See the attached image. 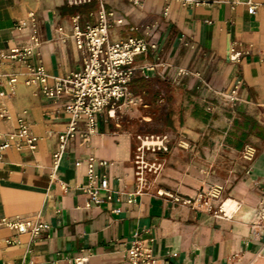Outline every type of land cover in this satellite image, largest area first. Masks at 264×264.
Returning <instances> with one entry per match:
<instances>
[{
  "label": "crops",
  "instance_id": "obj_1",
  "mask_svg": "<svg viewBox=\"0 0 264 264\" xmlns=\"http://www.w3.org/2000/svg\"><path fill=\"white\" fill-rule=\"evenodd\" d=\"M101 1L114 13L111 42L157 43V53L138 56L135 65L152 64L156 55L160 65L137 71L125 101L133 103L114 118L104 111L87 141L69 140L58 168L54 156L69 122L68 98L48 100L24 83L23 64L6 66L20 74L12 93L0 86V107L11 114L0 120V144L21 117L37 142L34 149L13 144L0 160V264H74L80 255L89 256L88 264H129L126 248L134 237L159 264H264V228L252 224L264 201V0H257L255 15L228 0H203L197 7L165 0H93L79 7L65 0H0V51L30 45L34 14L41 46L30 63L44 67L53 87L56 78L82 68L71 18L95 23ZM114 29L119 40H112ZM233 52L241 53L238 62L229 60ZM180 69L192 76H179ZM238 79L231 102L224 94ZM221 100L223 113L216 106ZM141 133H166L172 141L159 155L160 172L148 174L149 187L138 194L133 150ZM247 146L256 150L252 161L243 157ZM91 158L96 173L106 175L107 189L100 205L87 206ZM77 161L84 164L77 167ZM207 183L225 187L221 218L167 196L195 198ZM17 216H37L50 230L33 238L1 224Z\"/></svg>",
  "mask_w": 264,
  "mask_h": 264
},
{
  "label": "built area",
  "instance_id": "obj_2",
  "mask_svg": "<svg viewBox=\"0 0 264 264\" xmlns=\"http://www.w3.org/2000/svg\"><path fill=\"white\" fill-rule=\"evenodd\" d=\"M134 5H140L144 0H129ZM176 2L184 7H197L204 3L203 0H165ZM93 0H65L69 7H79L92 3ZM232 8L245 5L250 15H255L261 6L257 0H228ZM114 13L107 12L102 1L95 23L82 24L78 16L71 18V37L74 39L82 56V68L78 72L71 73L65 78H56L53 87L47 85V73L44 67L38 64H31L33 56L41 46L38 36V28L34 14H29L32 22V35L30 45L27 47L12 48L8 51H0V86H6L12 93L18 83L19 72L15 69H7V65L20 63L25 66L26 75L24 83L27 86H37L41 93L48 100H59L62 97L68 98L66 113L68 115V126L66 131L59 136V151L54 156L55 168H58L60 161L66 151L69 140L80 138L87 141L98 132V120L104 111L107 110L110 118L115 117L116 110L121 109L125 104H132V100L126 101L130 96V85L136 76L137 71L143 74L154 72L160 65V57L155 56V62L136 67L138 56H147L149 53H157L158 44L148 42L141 38H130L125 41L113 43L110 40V19ZM149 29V28H148ZM61 34L63 29L58 28ZM61 41L67 42V37L61 35ZM232 52V51H231ZM241 53H232L229 56L231 62H238ZM179 76L187 75L189 72L180 69ZM242 84L238 79L233 91L224 94L231 102L236 101V92ZM141 101V100H140ZM9 110L0 107V120H10ZM17 129L8 135V138L0 144V160L5 151L15 144L18 147L34 149L37 138L30 131V126L24 118H18ZM134 163L135 177L138 183V194L149 187L147 175L160 172L163 162L159 155L168 153L171 137L164 134H137L134 136ZM184 147L183 142H181ZM256 150L247 146L244 149L243 157L252 161ZM83 161H77L76 166L80 167ZM104 161L99 162L105 166ZM89 185L85 189L89 196L87 206L100 205L102 197L100 192L107 189V177L105 174H97L93 158L86 162ZM65 188V186H63ZM225 187L222 184H205L195 198H181L167 195L176 204L194 211H205L213 214L216 218L223 216L225 202L223 194ZM1 224L19 234H30L37 238L42 233L50 230V226L37 216H17L1 219ZM254 226L264 228V201L252 222ZM129 264H159L158 258L151 248L146 247L142 241L134 237L126 248ZM89 256L80 255L74 259V264H88Z\"/></svg>",
  "mask_w": 264,
  "mask_h": 264
},
{
  "label": "rangeland",
  "instance_id": "obj_3",
  "mask_svg": "<svg viewBox=\"0 0 264 264\" xmlns=\"http://www.w3.org/2000/svg\"><path fill=\"white\" fill-rule=\"evenodd\" d=\"M119 38H120V34H119V32L117 31V30H113V32H112V40L114 41V40H119ZM189 76H192L191 74H187V75H182L181 77H189ZM216 106H217V112L220 110L221 111V113H223V101L221 100L219 103H217L216 104ZM219 111V112H220ZM142 134H147V133H142ZM182 142H184V141H182ZM180 143V142H179Z\"/></svg>",
  "mask_w": 264,
  "mask_h": 264
},
{
  "label": "bare ground",
  "instance_id": "obj_4",
  "mask_svg": "<svg viewBox=\"0 0 264 264\" xmlns=\"http://www.w3.org/2000/svg\"><path fill=\"white\" fill-rule=\"evenodd\" d=\"M229 203H231V202H229Z\"/></svg>",
  "mask_w": 264,
  "mask_h": 264
},
{
  "label": "trees",
  "instance_id": "obj_5",
  "mask_svg": "<svg viewBox=\"0 0 264 264\" xmlns=\"http://www.w3.org/2000/svg\"><path fill=\"white\" fill-rule=\"evenodd\" d=\"M156 134V133H155Z\"/></svg>",
  "mask_w": 264,
  "mask_h": 264
}]
</instances>
